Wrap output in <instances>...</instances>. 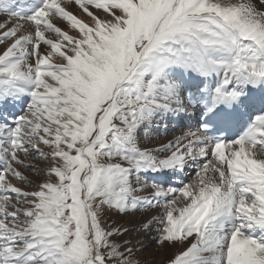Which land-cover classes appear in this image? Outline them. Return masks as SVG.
<instances>
[{
	"label": "snow or ice",
	"instance_id": "snow-or-ice-1",
	"mask_svg": "<svg viewBox=\"0 0 264 264\" xmlns=\"http://www.w3.org/2000/svg\"><path fill=\"white\" fill-rule=\"evenodd\" d=\"M0 14V264H141L140 229L174 249L162 264H264V0Z\"/></svg>",
	"mask_w": 264,
	"mask_h": 264
},
{
	"label": "rangeland",
	"instance_id": "rangeland-1",
	"mask_svg": "<svg viewBox=\"0 0 264 264\" xmlns=\"http://www.w3.org/2000/svg\"><path fill=\"white\" fill-rule=\"evenodd\" d=\"M72 11L75 12V14H83L82 11L78 10L76 7H72ZM78 15L79 18L84 19L86 22L88 21V17L83 14ZM61 27H65L63 24L60 25ZM65 30H68L65 28ZM72 35H76L75 32L70 31L69 32ZM171 123L169 122L168 125ZM171 126V125H170ZM164 127V125H161V129ZM178 128V127H176ZM182 130V129H181ZM164 131V128L161 130ZM177 130H169L167 139L162 135H160V132H154L151 143H159L161 141H167L168 139H172L177 133ZM181 133V131L179 132ZM179 133L177 135H179ZM175 134V135H174ZM22 155V154H21ZM28 163L36 162L33 160L26 161ZM41 167H44L45 165L43 163L40 164ZM26 174H29L32 176L34 182L36 181V174L32 173L30 170L26 171ZM145 193H138V195H144ZM110 215V214H109ZM156 215V211H146V212H137L132 216H124V217H116L111 216V219H107L108 223H112L115 221L117 224L122 225L124 227L133 228L137 225H139L141 222L147 221L151 218V216ZM153 228H155V225H153ZM123 239H131L134 245L135 249H141L143 245H147V247H143L142 250L135 251L136 257L141 261V264H162V262L165 260V257L169 254H171L174 249H160L158 246L153 243V236L152 234L148 233L146 230L140 229L136 231H132L128 234V236L123 237Z\"/></svg>",
	"mask_w": 264,
	"mask_h": 264
},
{
	"label": "bare ground",
	"instance_id": "bare-ground-1",
	"mask_svg": "<svg viewBox=\"0 0 264 264\" xmlns=\"http://www.w3.org/2000/svg\"><path fill=\"white\" fill-rule=\"evenodd\" d=\"M35 2V0H26V2H28V6H30L31 4H33V2ZM32 2V3H31ZM1 19H6V16H0V20ZM13 21H16V19L15 18H13ZM22 23H24V26H25V28H27L28 27V24H27V22H23V21H21ZM171 124V126L170 125H167V127H174V126H176V122H170ZM182 124V123H181ZM183 125H185V127H186V124L184 123ZM162 134H163V136L165 137V138H163L164 140H166L167 139V135H166V133H165V131H162ZM180 134V133H179Z\"/></svg>",
	"mask_w": 264,
	"mask_h": 264
}]
</instances>
